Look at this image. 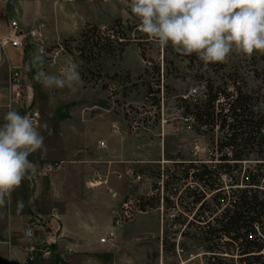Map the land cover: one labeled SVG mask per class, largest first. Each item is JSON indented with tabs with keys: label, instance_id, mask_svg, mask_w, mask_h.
<instances>
[{
	"label": "rangeland",
	"instance_id": "1",
	"mask_svg": "<svg viewBox=\"0 0 264 264\" xmlns=\"http://www.w3.org/2000/svg\"><path fill=\"white\" fill-rule=\"evenodd\" d=\"M15 1L1 0L6 15L0 13V35L5 34L11 15L28 18L32 14L31 9L19 7ZM97 1L105 2L106 9H110L107 12L113 15L111 23L100 28H109L116 20L124 25L127 22L134 23L136 28L130 32L132 40L120 55L96 59L86 64L78 58L75 51L69 54L63 49L62 40L75 36L74 31L62 22L51 25L53 39L58 37L60 40L49 45L42 43L41 48L40 44H33L30 48L29 66L24 67L25 76L21 75L24 98L20 110L30 103L40 114L38 123L41 128H48L53 133L56 132L57 121L66 117L67 112L70 111L71 114L81 111L86 104L92 102L109 108L118 115L123 121L124 133L130 137V143L138 146V153L142 154L137 164L142 172L141 179L135 184L138 186L136 192H132V189L131 194L122 199V202L131 201L139 211L133 212L123 222L137 215L148 217L153 233L141 231L134 235L133 241L118 240L115 254L117 264H206L207 242L202 240L201 231L204 229L201 228L203 223L200 221L210 219L211 216L209 211L199 213L197 207L189 204L191 197L187 196L185 188L194 184L190 178L182 179L179 167L173 163L177 158L184 163H209L211 157L217 159L218 154L215 157L212 144H216L221 133L216 129L198 130L191 117L182 116L184 102L180 97L190 95L192 99L189 102L203 99L207 80L232 91L230 79H235L245 91L264 101V54L257 52L251 57L233 54L222 68L214 63L205 64L195 55L184 56L177 53L171 44L161 48L157 42L149 39L139 30V21L131 13L130 0ZM13 6L17 14L14 13ZM60 16L67 17L64 13ZM79 36L80 34L74 37L75 42L69 43V47L77 45ZM37 55L41 60L32 67ZM8 62L14 68H20L21 55L18 49L7 47L0 50V95L6 92L8 86ZM69 62H75L80 74L84 76L85 80L81 79L83 90L79 86L75 90L48 89L35 79L41 66L46 73L59 75V68H64ZM147 85L151 93H148ZM1 107L4 109V106ZM99 122L105 123L106 120L102 118ZM29 159L31 160L30 156ZM258 161L263 163L261 167L264 168V158L251 152L243 156L241 164L236 166L237 170L259 167ZM233 162L230 161L231 165ZM234 175L233 179L239 176L236 173ZM222 181L224 192H230L233 189L229 185L231 179L223 176ZM166 197L169 201L165 200ZM206 199L210 207L214 208L209 193ZM187 220L193 222L187 226ZM235 256L236 253H233V257Z\"/></svg>",
	"mask_w": 264,
	"mask_h": 264
},
{
	"label": "crops",
	"instance_id": "2",
	"mask_svg": "<svg viewBox=\"0 0 264 264\" xmlns=\"http://www.w3.org/2000/svg\"><path fill=\"white\" fill-rule=\"evenodd\" d=\"M15 4L32 10L28 18L11 15L19 21L21 28L26 29L35 20L43 21V45L60 40L58 37L53 39L50 30L55 23H65L77 36L86 22L104 27L113 19L105 2L97 0L70 3L62 0H16ZM12 8L17 14L16 8ZM0 13L6 15L1 0ZM62 13L67 17H61ZM32 45L27 47L24 59L27 67ZM22 63L16 69L23 75ZM7 65L14 67L9 62ZM42 67L39 71L45 72ZM77 86L83 90L81 82ZM7 111L5 107L0 108V124L4 123ZM102 118L105 123L99 122ZM123 128L118 115L94 102L86 104L81 111L67 112L66 117L57 121L55 133L40 127L44 149L31 154V161L54 162L58 167L44 176L37 175L35 171L12 194L10 209L6 217L0 218V264H24L20 250L22 228L33 215L41 219V227L36 230L37 241H53L48 253L33 264H117L118 240L133 241L134 235L141 231L153 233L148 217L142 215L114 224L123 197L131 194L132 189L136 192L138 187L135 185L137 180L124 174L125 169L134 168L140 174L142 172V168L137 167L142 154L138 153V146L130 143V137ZM117 173L121 177L117 178ZM19 200L24 202V207L18 213L16 202Z\"/></svg>",
	"mask_w": 264,
	"mask_h": 264
},
{
	"label": "trees",
	"instance_id": "3",
	"mask_svg": "<svg viewBox=\"0 0 264 264\" xmlns=\"http://www.w3.org/2000/svg\"><path fill=\"white\" fill-rule=\"evenodd\" d=\"M135 28L136 24L127 22L124 25L119 20L104 29L86 22L77 45L69 47V43L75 42L74 37L64 38L63 49L69 54L75 51L86 64L114 57L132 40L130 32ZM214 64L219 68L224 66V63ZM155 70L159 72L158 68ZM80 76L84 81V76ZM230 80L232 91L207 80L203 99L189 102L190 95L180 97L184 102L182 116L191 117L198 130L216 129L221 133L216 144H212L217 159L211 157L209 163L173 164L179 167L182 179L190 178L194 184L185 188L187 196L191 197L189 204L197 207L199 213L209 211L211 216L200 221L204 229L202 240L207 242L206 264H264V191L257 181L261 174L244 171L241 179L246 187L230 192H224L222 181L223 176H230L232 183L238 182L233 179L232 172L241 164L243 156L255 152L264 158V113L253 111V106L261 101L257 96L245 91L235 79ZM147 91L151 93L148 85ZM230 161H234L232 165ZM208 193L214 208L207 203ZM165 200L169 201L167 197ZM192 222L187 220V226Z\"/></svg>",
	"mask_w": 264,
	"mask_h": 264
},
{
	"label": "clouds",
	"instance_id": "4",
	"mask_svg": "<svg viewBox=\"0 0 264 264\" xmlns=\"http://www.w3.org/2000/svg\"><path fill=\"white\" fill-rule=\"evenodd\" d=\"M139 30L161 48L169 44L184 56L205 64L225 63L233 54H264V0H130ZM41 60L39 55L33 63ZM44 88L75 90L81 82L78 65L69 62L59 75L38 71ZM264 113V101L253 106ZM40 125L27 114L9 108L0 124V218L10 209L12 194L36 165L29 159L44 149ZM24 202H16L19 213Z\"/></svg>",
	"mask_w": 264,
	"mask_h": 264
},
{
	"label": "built area",
	"instance_id": "5",
	"mask_svg": "<svg viewBox=\"0 0 264 264\" xmlns=\"http://www.w3.org/2000/svg\"><path fill=\"white\" fill-rule=\"evenodd\" d=\"M62 1L72 2L73 0ZM44 29L45 25L42 20H35L29 27L23 29L20 27L19 21L17 19L9 18L6 24L5 34L0 35V50H5L7 47L18 49L20 51L23 67H27L26 62H24V59L26 58L27 47L31 44H40L39 47L41 48L44 37ZM21 75V71L12 66L8 67V86L6 92L0 95V106H4L8 110L9 108L14 109L22 115L27 114L35 119L38 123L40 114L37 108L32 107L31 104L28 103L26 107L20 110L24 98L23 81ZM193 92H195V90H193ZM174 162L182 161L177 158L174 160ZM34 164L36 165V173L39 176H44L58 167L57 163L49 161H37ZM261 164L263 163H259L258 161L259 167H243L242 169H239L241 170L240 172L237 170L238 168L234 170L232 172V176H235L234 173L237 175L239 174V176L235 179L236 181L238 179V182L232 183L231 181L230 187L233 188L232 190L246 187V185H244L242 182L241 177L243 176L244 171L247 170L248 172L251 171L252 173L261 174L257 181L259 188L264 191V168L261 167ZM124 174L137 181L141 178V174L134 168H126ZM116 177L119 178L121 176L117 173ZM228 177L232 180L230 176ZM111 195L115 196V193L111 192ZM135 211H139L136 205L132 204L131 201H123L114 217V224L119 225L123 223V221L129 218ZM39 227H41V219L33 215L28 218L22 228V243L20 250L23 254L24 264H32L38 261L42 255L48 253V249L53 243L51 240H44L43 242L37 241L36 230Z\"/></svg>",
	"mask_w": 264,
	"mask_h": 264
}]
</instances>
